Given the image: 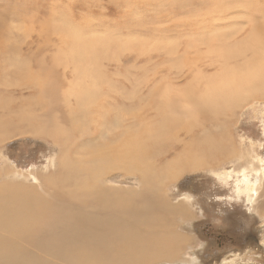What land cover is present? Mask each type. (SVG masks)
Returning <instances> with one entry per match:
<instances>
[{"label": "rangeland", "instance_id": "rangeland-1", "mask_svg": "<svg viewBox=\"0 0 264 264\" xmlns=\"http://www.w3.org/2000/svg\"><path fill=\"white\" fill-rule=\"evenodd\" d=\"M256 10H264V0H0V194L26 197L35 210L43 211L54 206L52 199L65 193L58 184L62 179L85 183L83 188L99 185L116 201L136 197L144 189L164 197L168 204L182 203L170 223L190 238V243L175 264H184V260H192L189 264H264V217L254 210L256 202L264 201V193L259 198L255 194L254 202L244 194L237 195V178H241L244 165L232 164L231 148L225 145L210 153L207 158L218 165H184L189 144L221 131L220 125L226 126L223 130L230 127L227 131L240 153L252 146L264 156V92L249 99L247 107L237 109L228 121L222 118V124H217L215 118L207 117L204 120L208 122L195 131L184 125V113L174 111L179 117H173L159 97L152 96H159L160 84L166 87L168 81L184 90L190 84L201 89L207 84L204 79L215 77L221 62L214 54L206 55L212 44L209 41L216 40L220 32L226 37L232 33V39H240L242 34L256 39L250 35ZM221 14L236 31L220 28ZM59 20L66 22L62 43L59 34L48 39L45 32ZM45 22L51 26L46 24L43 30ZM73 25L79 29L77 42L72 39ZM105 38L117 43L110 48L113 53H104L99 62L104 82L93 86L95 66L91 76L88 72L90 63H95L89 57L93 53L91 49L84 52L82 43L92 40L102 51V42L110 45ZM238 39L235 48L242 45ZM107 86L117 92H100ZM123 89L126 93L130 89L129 94ZM113 94L115 99L110 98ZM132 107L134 113L145 109V115L130 118ZM221 111L220 117L228 111L227 106ZM166 119L168 123L161 127V120ZM133 126L140 128L135 144L156 141L150 157L139 162L126 157L117 161L115 153L133 144L113 143L107 137L114 134L120 138ZM151 130L168 133L162 138L147 133ZM97 152L104 155L102 161ZM215 155L224 157V163L215 161ZM228 168L240 171H236L239 176L235 173L226 181L218 177L217 172ZM9 180L15 183L4 184ZM70 186L74 196L84 197L83 188ZM126 221L121 218L119 222L122 230ZM4 245L34 253L42 264L72 263L70 259L49 258L17 241ZM140 257L152 262L147 256ZM5 261L8 258H0V263ZM154 263L165 264V260Z\"/></svg>", "mask_w": 264, "mask_h": 264}, {"label": "bare ground", "instance_id": "bare-ground-1", "mask_svg": "<svg viewBox=\"0 0 264 264\" xmlns=\"http://www.w3.org/2000/svg\"><path fill=\"white\" fill-rule=\"evenodd\" d=\"M262 12H264V10H256L257 15L254 16L255 22L253 24V30L250 32V35L255 36L256 39L244 38L243 34L240 35L241 40L238 39V37L232 39V33L229 34V37H226L220 32L216 40L213 38L209 41L212 44L206 48V55L214 54L215 58L219 57L221 62H218V69L215 73L216 75H214L215 77L204 79L205 81L207 80V84L203 85V87L200 86L202 87L201 89L197 90V85H192L191 87L190 84V88L184 90L180 85L179 87H174L171 83L172 81H168L169 83L166 87L165 84L164 86L160 84L162 89L158 88V93H156L159 94V96L152 95L153 97H159L160 102L167 106L169 110L168 113L173 117H179L174 111H181L184 113L183 123L188 131H195L194 128L205 122L206 120L204 119L207 117V120L212 117L215 118L217 124L218 122L222 124L219 120L225 118L228 121V119L234 116L237 109L240 110L239 108L249 104L251 101L249 99L254 100L259 97L260 94H263L264 37H262V35H264V27L262 26V21L264 19ZM228 13L229 17L232 11ZM235 17L237 16H233L232 18L234 19ZM225 18H227V16L221 14L219 18V20H222V22H220L221 24H219L220 28L226 26L223 29L228 32L235 30L232 26V22H230L231 24L225 22L229 20ZM46 24H50L51 26V23L45 22L43 30H45ZM65 30L66 22H64V20H59V24H53L50 27L52 33L47 29L45 32L47 37L50 36L48 39L59 34L58 38L62 43L63 38L61 34H63ZM73 30L72 39L77 42L80 40L78 26L74 27L73 25ZM114 31L118 32L121 30L116 29ZM92 32L96 33L94 29ZM259 32H261L262 35H258ZM237 33L239 34L240 32L237 31ZM250 35L248 34V37ZM241 36L243 38H241ZM120 37L121 36L118 38ZM222 37L223 39L221 40ZM81 38L83 39V37ZM236 39L242 41L240 48H235ZM246 39L247 41H245ZM105 40L110 45L102 42V51L98 50L92 40H90L89 43H82L84 52L87 53L89 49H91L93 53V56L89 57L91 59L94 58L95 63H90V68L88 69L90 76L91 68L95 66L96 69L91 82L93 86H98L104 82L105 76L100 73L101 63L99 62L104 58V53H113L110 51V48L113 43H117L111 41L109 38H105ZM227 43L230 46L227 45ZM131 44H135V42L132 40ZM143 45L145 46V43ZM147 45L159 48L152 43H146V46ZM131 47L132 46L129 48ZM160 48L163 49V47ZM228 48H230L231 53ZM64 76L65 75L61 77L64 78ZM129 77L131 78V76ZM136 77L138 76L136 75ZM136 77H134V80H136ZM64 79L66 80V76ZM123 80L125 79L123 78ZM62 81V79H56L58 83ZM130 82L132 83V81ZM126 83H123L124 85L122 86L124 87ZM193 86H195L196 89ZM121 89L122 88H120V91ZM125 90L123 89V92H125ZM129 90L127 89V93H125L129 94ZM131 91L133 90L131 89ZM100 92L112 94V92L116 93L117 91L107 86L105 88H100ZM111 97L115 99L116 94L111 95L110 98ZM260 97L262 98L263 96ZM147 104L150 105V103H146V105ZM199 106L202 107L200 112L198 110ZM225 106H227L228 111L223 112L224 114L220 117L222 114L221 110ZM143 110L141 112L139 109L137 114L134 113L135 107H132L128 115L130 118L145 115V109ZM165 114L166 113L162 112L163 116ZM112 119L113 118H111V120ZM167 120L168 119L161 120L163 123L161 122L162 124L160 126H165L168 123ZM140 122L141 120L138 121V123ZM224 127L226 126L220 125L221 131L217 132V135L215 133L214 135L207 134L204 138H199L197 144L194 142L195 140L192 141L188 146L190 154L188 158L184 160V165H218L214 163L211 158L207 157H210L214 150L222 149L225 145L229 146L231 148L230 160L232 164L244 165L240 173L241 178L235 177V179H239L236 193L239 196L244 194L247 196L249 202H254L256 201L254 198L255 194H257L259 198L264 193V156L257 150H253L252 146L248 148V152L245 151L247 155H245V152L240 153L236 142L232 141L231 136L233 135L230 136L227 131L230 127L223 130ZM139 131L140 128H135L133 126L120 138L114 134L107 137V140L113 143L133 144L128 147L124 146L117 151L115 153V160L120 161L123 157L138 162L148 160L156 141L149 140L142 144H135L139 136ZM173 131L175 132V130ZM158 132L159 131L154 130L147 131V133L151 135H159L162 138L163 135L168 133ZM168 136L170 137V135ZM198 136L200 135L198 134ZM251 141L252 144H256L255 141ZM96 155L101 161L105 158L101 152H97ZM214 157L215 161L224 163V157L220 155H215ZM229 168L217 172L218 177L226 181L228 178L233 179L235 173L239 176L238 173L240 171ZM94 172L95 175H98L97 170ZM252 172L255 173L252 174ZM9 178H11V176ZM14 181L10 182L9 180V182L4 184L15 183ZM58 184L62 186L61 188L65 193L59 194L52 199L51 205L54 206L43 211L35 210L32 201L26 197L15 198L7 196L6 193L0 194V258H8V261L0 264L43 263L34 253L29 251L26 253L15 251L13 246H11V248L9 245H4L16 241L26 247H35L39 249L49 258L57 257L60 259H70L72 260L71 264H152L155 260H165V264H175V261L181 258L182 249L190 243V238L184 237V235L176 230L170 223L171 216L174 215L179 206H182V203L178 206L168 204L163 200L164 197L155 195V193H148L144 189L138 193L136 197L122 200L118 199L119 201H116L109 196L108 189H103L99 185H95L94 187L87 185L83 188V186L86 185L85 183H65L63 179ZM70 185L74 186L77 190L83 188L82 192L84 197L79 195L77 197L74 196ZM157 190H160V188H157ZM82 207H88L92 211L82 209ZM254 210L261 218L264 217V201L259 204L256 202ZM121 218L127 220L125 222V230H122V227L119 226ZM108 243L112 246H109ZM140 256H147L148 260L152 262H145ZM183 262L184 264H189L192 260L189 262L184 260Z\"/></svg>", "mask_w": 264, "mask_h": 264}]
</instances>
